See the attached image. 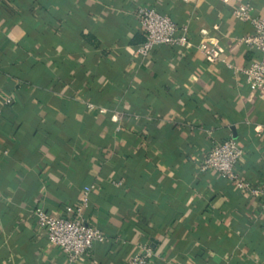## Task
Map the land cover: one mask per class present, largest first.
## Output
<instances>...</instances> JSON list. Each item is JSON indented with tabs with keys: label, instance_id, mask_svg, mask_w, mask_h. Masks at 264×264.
<instances>
[{
	"label": "crops",
	"instance_id": "crops-1",
	"mask_svg": "<svg viewBox=\"0 0 264 264\" xmlns=\"http://www.w3.org/2000/svg\"><path fill=\"white\" fill-rule=\"evenodd\" d=\"M238 4L264 17V0H0V264H127L142 244L149 264H264L260 200L198 169L231 137L237 175L264 186V99L199 50L260 58ZM139 5L185 24L188 44L135 56ZM85 187L104 239L68 262L33 212L65 215Z\"/></svg>",
	"mask_w": 264,
	"mask_h": 264
},
{
	"label": "built area",
	"instance_id": "built-area-1",
	"mask_svg": "<svg viewBox=\"0 0 264 264\" xmlns=\"http://www.w3.org/2000/svg\"><path fill=\"white\" fill-rule=\"evenodd\" d=\"M134 15L143 31V40L133 51L135 56L145 57L156 45L184 47L188 44L187 26L185 24L177 26L167 14L160 13L149 5H139L135 8ZM231 16L249 24L252 33L240 38V41L257 49L260 58L244 67L233 66L219 57V49L216 46H207L202 43L199 44V50L206 61L221 60L225 67L232 69L233 73L243 75L245 83L255 88L259 97L264 99V17L252 16L251 6L248 4H238L231 8ZM199 33L204 35L206 31L201 29ZM9 101V98H6L4 102L9 103ZM86 106L89 109L93 108L91 103H87ZM98 111L104 112L105 110L98 108ZM109 118L111 121L117 122L119 114L113 112ZM241 155L242 149L238 143L233 138L227 137L212 145L201 156L198 169L200 171L213 170L220 178L230 182L236 190L259 199L263 207L264 186L255 187L247 180L240 178L235 172V165ZM83 190L80 203L76 206H66L64 208L65 215H54L40 208L33 212L37 227L50 244L57 246L65 253L68 262H75L79 256L87 253L93 244L104 239L98 228L84 221L85 192L88 191V187ZM149 256L150 248L146 244H142L128 258L127 264H149Z\"/></svg>",
	"mask_w": 264,
	"mask_h": 264
}]
</instances>
